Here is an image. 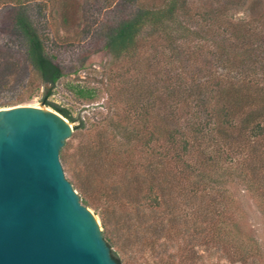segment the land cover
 Listing matches in <instances>:
<instances>
[{
	"label": "trees",
	"instance_id": "16d2710c",
	"mask_svg": "<svg viewBox=\"0 0 264 264\" xmlns=\"http://www.w3.org/2000/svg\"><path fill=\"white\" fill-rule=\"evenodd\" d=\"M98 2L110 17L98 43L125 70L115 92L120 105L114 117L95 127L94 137L72 156L80 202L101 209L109 249L125 253L149 247L161 261L165 249L158 250L156 242L169 226L188 223L176 213L182 202L194 206L196 217L186 223L182 238L188 241L179 256L182 263L196 264L198 248L212 242L232 245L221 237L226 186L242 185L264 203V0ZM55 6L63 4L0 0V42L11 43L0 48L17 47L33 75L26 83L10 81L6 70L18 63L0 60V96L17 85L29 89L36 81L54 87L63 76L35 16ZM131 70L136 75H129ZM77 93L86 100L97 96L89 89ZM49 94L41 101L72 122L65 109L46 101ZM19 104L1 103L0 108ZM115 168L118 181L111 176ZM233 251L228 256L234 262L257 264L253 250L240 246Z\"/></svg>",
	"mask_w": 264,
	"mask_h": 264
},
{
	"label": "rangeland",
	"instance_id": "374dc122",
	"mask_svg": "<svg viewBox=\"0 0 264 264\" xmlns=\"http://www.w3.org/2000/svg\"><path fill=\"white\" fill-rule=\"evenodd\" d=\"M58 1L63 4V7L57 9L55 6L53 11L48 8L42 14L36 12L35 16L38 18V29L45 35L47 50L57 57L64 73L63 76L54 87L42 86L38 81L34 82L33 87L29 89L18 85L14 86L11 90L1 94L0 104L18 102L19 105L34 107L43 104V108L55 111L51 106L45 105L41 101L47 93H50L46 101L65 109L71 115L73 121L66 120L71 125L74 134L66 142L64 158L59 157V160L65 178L79 196L73 175L72 156L74 157V154L77 153L79 146L94 137L95 127L107 125L110 121L109 118L114 117L115 108L120 105L116 101L119 96L115 92L120 88V75L124 74L125 66L122 62L114 61L106 51L101 49L100 42L98 43L99 35L104 27V19L110 18L105 15L106 10L101 9V3L98 0ZM5 43L11 44L3 39L0 46H5ZM7 47L8 51L5 48H0V60H7L8 65L15 60L18 66L14 69H7L6 72L9 71V75H5V77L10 81L20 80L21 83L33 80V75L28 74L29 70L17 47L13 48L12 45H7ZM163 64L166 65V62ZM175 72L178 73L179 70ZM129 75H136V72L131 70ZM161 75H165L164 71ZM78 89L93 90L97 96L95 100L83 99L78 95ZM76 126L81 128L75 131ZM112 172V178L118 181L120 170L115 168ZM226 189L225 214L220 218L222 227H224L221 237L226 242L231 240L232 245L228 247L224 243L222 246H218L215 242L211 243L212 233L208 232L206 242L211 245L198 248L197 251L201 258L196 264H239L234 262L235 258L228 255H231L232 247H235V251L240 246L253 250L250 252L257 254L256 263L264 264V203L258 201L242 185L230 183ZM79 198L82 197L79 196ZM87 208L100 224L101 209H95L91 205ZM176 213L183 216L185 222L188 221V223L196 217L194 206L186 205L184 202L176 210ZM186 223L174 228L169 226L161 234L156 246L160 251L165 249L166 255H163L162 261L158 258L160 254L157 255L158 252L155 253L149 247L141 252L135 250L121 253L116 246H112L110 250L112 253H116L121 264H188L187 261L182 263L183 256H179L188 241L184 237L182 238V235L187 231L188 223ZM205 249L207 250L204 251ZM168 255H173L175 258L168 259ZM250 264L253 263L250 262Z\"/></svg>",
	"mask_w": 264,
	"mask_h": 264
},
{
	"label": "water",
	"instance_id": "95a60500",
	"mask_svg": "<svg viewBox=\"0 0 264 264\" xmlns=\"http://www.w3.org/2000/svg\"><path fill=\"white\" fill-rule=\"evenodd\" d=\"M72 133L43 104L0 108V264H117L64 176Z\"/></svg>",
	"mask_w": 264,
	"mask_h": 264
}]
</instances>
